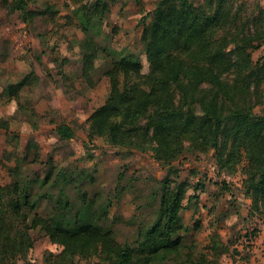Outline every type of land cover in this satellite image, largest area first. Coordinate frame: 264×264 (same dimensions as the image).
<instances>
[{
    "label": "trees",
    "instance_id": "16d2710c",
    "mask_svg": "<svg viewBox=\"0 0 264 264\" xmlns=\"http://www.w3.org/2000/svg\"><path fill=\"white\" fill-rule=\"evenodd\" d=\"M37 1L0 0V6L28 25L58 14ZM124 1L72 0L71 21L82 34L76 40L78 73L63 70L65 57L58 74L86 90L106 78L105 99L88 116L87 140L99 138L127 156L150 153L165 176L152 199L124 218L123 177L106 193L93 191L96 163L82 165V156L60 164L52 154L42 157L29 139L21 148L19 133L0 118L14 160L10 182L0 185V264L27 263L39 237L57 248L43 253L44 264H218L220 235L213 231L203 244L191 233L199 222L189 228L183 220L203 188L201 181L192 185L180 177L174 163L185 153L212 152L218 173L239 170L244 194L264 212V55L252 60V51L264 44V8L257 2L247 13L239 0H156L138 23L142 48L132 50L113 45L116 27L105 29L112 6ZM149 22L170 37L169 46L144 33ZM40 83L32 69L0 83V101L13 102L33 130L37 113L24 94ZM54 130L62 141L74 137L64 122Z\"/></svg>",
    "mask_w": 264,
    "mask_h": 264
},
{
    "label": "rangeland",
    "instance_id": "374dc122",
    "mask_svg": "<svg viewBox=\"0 0 264 264\" xmlns=\"http://www.w3.org/2000/svg\"><path fill=\"white\" fill-rule=\"evenodd\" d=\"M156 0H143L137 6L133 0H125L124 5H113L105 21L106 31L116 27L113 45L140 50L141 15L153 8ZM48 2L59 9L51 19L36 18L33 24L23 23L16 12H8L0 6V48L5 49L8 58L0 60V83L15 81L22 74L32 69L41 78V83L34 89L27 90L24 96L37 113V129L33 130L25 116L16 115L13 102L0 101V118L9 121L11 132L19 133L20 147L29 139L35 143L42 157L52 154L60 164L84 156L82 165L96 163L97 182L93 191L108 192L123 177L127 190L119 201V212L124 218H130L138 205L151 200L157 190L158 182L165 176V170L155 162L150 153L135 152L131 156L106 145L101 139L88 141L85 129L88 116L101 104L108 91V81L101 78L98 85L86 90L79 82L65 81L60 78L62 58H69L65 65L68 73H78L75 55L76 40L82 34L72 20V0H38L41 4ZM244 12L253 9L255 3L264 8V0H239ZM69 5V7H68ZM144 33L152 38L156 45L169 46L172 42L168 35L154 29L149 22L144 26ZM264 55V44L252 51V60L256 62ZM100 62L97 61L98 65ZM142 70H147L145 57L141 55ZM257 107L256 112L260 113ZM13 118V116H15ZM64 122L74 131L70 141H62L56 136L55 125ZM13 146L5 140L0 130V185L11 180L14 166ZM89 156L92 158L89 159ZM213 153H185L174 164L181 178H187L194 185L202 182L197 208L182 212L184 223L191 228L199 222V228L191 233L204 244L210 233L220 235L223 253L218 264H264V212L253 209L249 196L242 189L243 176L239 170L228 175L219 172L213 161ZM225 183L222 185L221 182ZM193 193V190H189ZM56 252L57 248L46 237L36 239L33 249L27 256L25 264H44L43 253ZM18 264H24L19 261Z\"/></svg>",
    "mask_w": 264,
    "mask_h": 264
}]
</instances>
